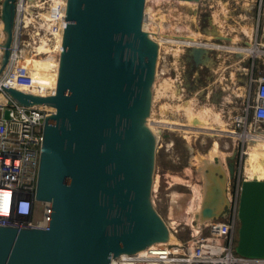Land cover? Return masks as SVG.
Here are the masks:
<instances>
[{
  "label": "water",
  "instance_id": "water-1",
  "mask_svg": "<svg viewBox=\"0 0 264 264\" xmlns=\"http://www.w3.org/2000/svg\"><path fill=\"white\" fill-rule=\"evenodd\" d=\"M0 1L1 73L16 0ZM145 7L146 0H68L56 96L8 89L25 104L55 107L45 119L36 188L52 215L48 228L0 226V264H112L169 242L153 199L157 149L168 142L145 120L158 68ZM213 190L221 192L217 183ZM238 218L236 251L264 258V180H242Z\"/></svg>",
  "mask_w": 264,
  "mask_h": 264
},
{
  "label": "built area",
  "instance_id": "built-area-1",
  "mask_svg": "<svg viewBox=\"0 0 264 264\" xmlns=\"http://www.w3.org/2000/svg\"><path fill=\"white\" fill-rule=\"evenodd\" d=\"M67 8L68 0H16L14 34L8 47L11 53L0 73V226L48 228L51 221L52 204L39 200L36 188L45 119L55 109L53 105L25 104L8 89L30 93L33 88H42L40 74L28 61L22 62L25 58L21 51L23 28L32 22L43 26L45 36L50 34L47 36L50 41L61 33L63 45ZM1 16L0 10V22L3 21ZM3 31L5 34V29ZM46 44L44 41L43 46ZM5 48V44H0V70ZM62 51L63 46L54 51L58 61ZM159 71L164 73L161 68ZM253 84L255 99L248 100L244 113L233 115L234 130L229 132L238 139L241 150L239 176L235 178L234 173L230 203L216 213H207L208 219H198L197 224H192L188 238L122 254L113 259L112 264H264V258L244 256L236 251L247 148L251 140L264 136V75L253 79L251 87ZM56 90L57 87L53 91L55 96ZM178 225H173L172 230L179 236Z\"/></svg>",
  "mask_w": 264,
  "mask_h": 264
},
{
  "label": "rangeland",
  "instance_id": "rangeland-1",
  "mask_svg": "<svg viewBox=\"0 0 264 264\" xmlns=\"http://www.w3.org/2000/svg\"><path fill=\"white\" fill-rule=\"evenodd\" d=\"M175 1L169 0L167 2V0H162L157 5L154 2L155 7L157 6L158 9L161 8L163 10L161 13L166 16L164 20L165 26L172 25L169 22L171 20V23L179 28L175 29V27L170 26L167 32L175 31L176 33L185 34L187 31L189 33L192 29L195 32H202L206 36L207 32L204 29H211V25L214 23L217 29L220 28L223 30L222 32L226 33L219 32V34L226 37L213 38L211 39L212 41L202 39L206 42L211 41V43L222 45L223 48H214V46L213 48H207L210 61L206 65H201L196 68L191 66L185 59L187 46H183L184 51L179 57H175L168 50H163L162 59L158 62V65L159 70L161 68V71L164 73L159 71L158 77L159 79L166 76L173 79H181L179 80V84L181 82L180 90L182 91L184 100H188L189 97L190 99L196 100L200 106H210L218 112H223L225 118L229 121L231 120V128H234L232 126L233 115L236 112L244 113L248 100L250 98L255 99V85L253 84L251 87V83L253 79H258V77L264 75V52L257 55L250 54L245 56L236 50L230 51L229 47H232L230 46L231 44L233 46L235 44L236 46H253L264 50V0H224L228 2L230 12L227 15L223 13L220 15L222 18H225V24L222 28L217 24L214 16V12L220 7L218 0H194L192 2H194L195 6L180 5ZM147 5L149 9L153 7L152 1H149V3L147 1ZM181 16L182 19L179 18ZM193 16L194 19L191 18ZM243 24L252 26L253 32L251 36L242 32L241 27ZM183 27L186 28L184 29ZM2 29L3 21L0 22V40L4 37ZM185 30L186 32H184ZM27 32L32 33L30 30ZM234 35H238L239 41L237 43H232V39L235 37ZM24 36V38H27L26 34ZM237 66H243L244 69L238 70ZM231 71H238L234 83ZM237 85L244 86L245 95H235L233 88ZM228 97H230L231 101H229ZM165 99L167 98H162V100ZM168 100L171 103L177 102V100L171 98L166 101ZM160 103L156 102L155 108L157 112L160 111ZM184 116V114H180L179 118L186 122V117ZM249 120L251 121L252 119L249 118ZM158 128H162V138L168 142V145L167 147L159 146L157 149L155 178L158 177V186L153 191L154 206L169 226L176 225V223L179 224L177 228L179 229L180 237L172 228L170 229L177 236L178 241H180V238H188L192 224H197L199 221L200 213H196L195 220H192L191 212L188 210L190 208L189 204L195 198V185L198 186L200 184V192L205 195L209 188V182H212L211 177H209L210 167L217 164L229 169L233 165L235 178H238L241 150L239 149L238 139L227 131H199L195 133L196 135L191 133V138L187 139L185 130L170 129L168 126L167 128L162 126ZM215 131L221 134H216ZM215 140L218 141L220 153H217L211 159L207 156V153L213 148ZM212 185L215 186L216 183H212ZM230 188L232 189V184ZM195 208L196 204L194 203L191 209L194 210Z\"/></svg>",
  "mask_w": 264,
  "mask_h": 264
},
{
  "label": "bare ground",
  "instance_id": "bare-ground-1",
  "mask_svg": "<svg viewBox=\"0 0 264 264\" xmlns=\"http://www.w3.org/2000/svg\"><path fill=\"white\" fill-rule=\"evenodd\" d=\"M147 1L148 3L149 1H152L153 3V7H150V9L147 5ZM160 1L162 2V0H146L147 6L145 7V17H144V22H143V28L145 29V31L149 33L150 38H152L157 44L156 53L158 55V60H157L158 68H157V77H156L155 84H154L153 101L151 105L150 114L145 118L146 124L149 126H153L154 128H158L159 126L167 128L168 126L170 129L185 130V133H186L185 136L187 137V139L191 138V135H190L191 133L195 134V133H198L199 131H209V130H213V131L219 130V131H227V132L233 131L234 128H231L230 126L231 120L229 121L228 119H226L223 112H218L210 106H204V105L200 106L198 105L196 100L192 98L190 99L189 97H188V100H184L182 96V91L180 90L181 82L179 84V80L181 79L179 80L173 79L167 76L159 79L158 77L159 75L158 62L162 59L163 50L165 51L168 50V52H172V54L175 57H179L181 56V53L184 51L183 46H187V51L185 54L186 61L190 63L191 66H193L194 68L199 67L201 65H206L210 61L208 54H207V48H213V46L214 48L215 47L223 48L222 45L211 43L212 41L211 39L213 38H221V37L225 38L226 37L224 35L219 34V32H222L223 30H221L220 28L217 29L215 24L212 23L211 29L209 28L204 29V31L207 32L206 36L202 32H197V31L195 32L194 30L191 29L192 27L190 28L191 31L189 30L190 32L188 33L187 31V33L185 34L176 33L175 31H172V32L170 31L171 33L167 32V29L168 27L170 28V26L175 27V29H179V28H177L178 26H174L173 23H171V20L169 22L172 25L165 26L164 20L166 19L165 18L166 16L163 13H161L163 10H161V8L158 9L157 6L155 7V5H157ZM168 1L169 0H167V2ZM192 1L194 0H176L175 2L180 5H183V4L184 5H194V2ZM218 4L221 5L222 8H218L214 12V16H215V20L217 21V24L221 26L222 28L225 24V18H222V16L220 15L222 13L227 15L229 7H228V2L224 0H218ZM1 12H2V8H1ZM180 15L182 14L180 13ZM179 18L182 19V16ZM191 18L194 19V16ZM26 24H25L26 26L24 25V28H23V37H22L23 45H21V48H22L21 51L23 52V56L25 57L22 62L25 64L26 61H28L31 67L35 69V72H38L41 75V76L39 75L38 79H40L39 85L42 88H39V87L33 88L30 93H25V94L35 95V96H55V94H53V91H55L57 87L61 64H60V61H58V59L55 58L54 51L57 48L59 49L60 47L63 46L62 42L60 41L61 33L55 34L58 37L54 38L53 41H50V38L47 37V36H50V34H48L49 33L48 32L46 33V36H45L44 31H46V29L43 28V26H39L34 22L26 23ZM5 27H6V23L3 20V29H5ZM183 28L185 29L186 27H183ZM243 29H244V33L250 36L252 35V32H253L252 26L247 27L244 25ZM29 30L32 31V33L27 32ZM184 32H186V30ZM222 33L226 34L225 32H222ZM13 34H14V29H13ZM25 34L27 35V38H24ZM4 35L6 38L4 39L3 37V39L0 40V44H5L6 42V39H7L6 32ZM234 36L235 37H233V39L231 38L233 40V42L232 41L231 42L237 43L239 41L238 35H234ZM202 39H206L208 41L211 40V41L206 42V41H203ZM44 41L47 42L45 46H43ZM10 42L11 40L9 41V44L11 45ZM230 46H232V47H229L230 49L228 48L230 51L236 50L238 53H240L241 55L244 54L245 56H248L250 54L257 55V54H261L264 52V50L255 48L253 46L241 47V46H236L235 44L234 46L233 44H231ZM9 53H11L10 50H9ZM173 60L175 59L173 58ZM237 69L238 70L244 69V67L240 66ZM237 73L238 71L232 72L233 83L235 82V78H236L235 76ZM237 86L233 88L235 95L236 96L245 95L246 93H245L244 86L243 85L238 86V87ZM41 91L43 95H40ZM162 98H167V99L171 98V99L177 100V102L171 103L169 102V100L166 101L167 99L162 100ZM228 99L229 101H231L230 97H228ZM156 102L160 103L159 112H157L155 108ZM34 103H40L41 105H46V106L53 104L52 102H49V101H34ZM34 103L32 102V104ZM180 114L185 115L184 117H186L185 118L186 122L182 121L181 118H179ZM216 134H221V133H216ZM217 140L214 141L213 148H211L210 152L207 153V156L211 159H213V157L216 156L217 153H220V148H219V144ZM243 176L245 179H249V180L250 179L264 180V136L257 137L256 139H253L249 142L248 148H247V154H246V161H245L244 168H243ZM209 177H211L210 179L215 180L214 182L218 184L221 192H218L217 194V192L213 190V187H215L216 185L214 186L212 185V182L211 183L209 182V188L206 191V194L203 195L201 194L200 189H199L200 184L198 186L195 185V188H194L195 198L189 204L190 208L188 209L189 212H191L192 220L195 219L196 213H200V217H199L200 220L208 219L209 217H207V213L208 214L216 213L220 211L223 206L230 203V199L232 196V189L230 188V186L234 178L233 171L229 168L223 167L220 164L212 165L210 167ZM154 182H155L154 188L156 190L158 186V177L155 178ZM218 195L219 197L217 199H214ZM210 197L214 199L213 203L211 202ZM194 203L196 204V208L193 210L191 209V206H193ZM197 215L199 216V214ZM204 217H207V218H204ZM169 227L172 228V226H169ZM168 241L169 242H179L177 239V236H175V234L171 231V229L168 235ZM118 264H121V263H118Z\"/></svg>",
  "mask_w": 264,
  "mask_h": 264
},
{
  "label": "crops",
  "instance_id": "crops-1",
  "mask_svg": "<svg viewBox=\"0 0 264 264\" xmlns=\"http://www.w3.org/2000/svg\"><path fill=\"white\" fill-rule=\"evenodd\" d=\"M213 1H217V0H213ZM228 5H229V4H228ZM228 7H229V6H228ZM219 8H222V6L220 5ZM229 12H230V9H228V13H229ZM243 26H244V25H242V27H241L242 32H244ZM245 26H247V27H251V26H248V25H245Z\"/></svg>",
  "mask_w": 264,
  "mask_h": 264
},
{
  "label": "flooded vegetation",
  "instance_id": "flooded-vegetation-1",
  "mask_svg": "<svg viewBox=\"0 0 264 264\" xmlns=\"http://www.w3.org/2000/svg\"><path fill=\"white\" fill-rule=\"evenodd\" d=\"M215 180L214 179H212V183H214L215 184V182H214Z\"/></svg>",
  "mask_w": 264,
  "mask_h": 264
}]
</instances>
